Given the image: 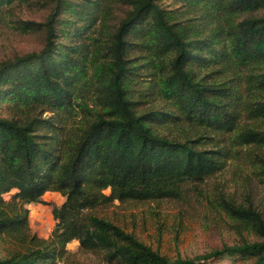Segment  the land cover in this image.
<instances>
[{
  "label": "trees",
  "instance_id": "obj_1",
  "mask_svg": "<svg viewBox=\"0 0 264 264\" xmlns=\"http://www.w3.org/2000/svg\"><path fill=\"white\" fill-rule=\"evenodd\" d=\"M25 1L0 0V17ZM166 1L178 8L47 0L43 23L16 22L45 43L0 61V103L12 112L0 118V238L11 244L0 264H75L74 241L104 264H264V217L251 204L218 199L235 233L260 241L192 259L169 260L97 213L184 200L239 158L255 156L264 183L254 152L264 150V0ZM117 5L127 11L115 23ZM154 102L163 109L144 107ZM46 193L64 201L51 205L44 239L27 207Z\"/></svg>",
  "mask_w": 264,
  "mask_h": 264
},
{
  "label": "rangeland",
  "instance_id": "obj_2",
  "mask_svg": "<svg viewBox=\"0 0 264 264\" xmlns=\"http://www.w3.org/2000/svg\"><path fill=\"white\" fill-rule=\"evenodd\" d=\"M46 2L26 0L16 3L7 14L0 17V61L39 52L43 48L44 33L23 32L16 22L43 23L53 6L50 3L45 5ZM167 4L163 0L165 9L178 8V5ZM126 11L127 7L117 5L113 10V21L117 23ZM149 106L163 109L159 102L144 107ZM11 115L10 107L0 103V118H9ZM43 116L48 115L45 113ZM254 152L257 157L264 159V150ZM258 164L255 156L250 160L239 158L229 161L222 171L198 185L197 190L188 188L187 197L181 201L116 202L97 213L169 260L192 259L221 249L224 245L241 244L244 240L257 242L260 239L252 232H242L241 235L235 233L233 223L220 207L218 199L223 198L241 206L251 204L264 217V183L258 175ZM43 201L46 204L29 205L27 208L31 233L46 239L54 226L51 205L60 206L64 198L57 193L48 194L43 197ZM10 248L11 244L0 238V258ZM67 250L74 256L75 264H104L94 256L82 253L76 241L68 244ZM207 264H254V261L227 258L214 262L209 260Z\"/></svg>",
  "mask_w": 264,
  "mask_h": 264
},
{
  "label": "crops",
  "instance_id": "obj_3",
  "mask_svg": "<svg viewBox=\"0 0 264 264\" xmlns=\"http://www.w3.org/2000/svg\"><path fill=\"white\" fill-rule=\"evenodd\" d=\"M48 194L50 195V194H56V193H46L45 195H48ZM45 195H44V196H45ZM44 196H43V197H44Z\"/></svg>",
  "mask_w": 264,
  "mask_h": 264
}]
</instances>
